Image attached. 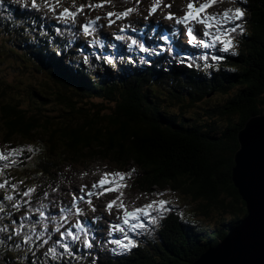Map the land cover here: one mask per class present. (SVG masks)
Here are the masks:
<instances>
[{"label":"trees","instance_id":"trees-1","mask_svg":"<svg viewBox=\"0 0 264 264\" xmlns=\"http://www.w3.org/2000/svg\"><path fill=\"white\" fill-rule=\"evenodd\" d=\"M144 1L136 5L135 0H112L110 6L141 9ZM241 5L247 23L243 34L236 35L240 51L225 56L224 63L173 68L165 74L159 72L163 61L157 58L150 66L135 64V71L112 70L117 75L114 81L103 75L105 65L68 71L50 58L43 64L30 55L21 57L0 35V63H4L0 134L7 143L40 144L56 162L69 156L71 169L87 161L124 169L137 166L139 178L128 183L133 191L151 193L155 187L167 186L180 190L195 203L189 211L201 218L185 221L175 211L144 235L140 248L118 259L110 257L111 249L86 253L73 245L68 254L62 247L37 241L32 245L41 251V264H192L247 216L246 204L232 182V169L238 133L249 118L264 113V0H242ZM16 73L40 90L28 89L21 95V88L9 81ZM215 93L226 96L218 110L207 111L202 121L189 117L190 108ZM166 105L176 108L174 113H167ZM44 160L39 156L34 162ZM49 164L59 172L62 169L60 164ZM27 169L20 171L24 174ZM30 179L12 177L0 189L4 197H15L1 205L0 227L21 223L18 209L9 205L22 203ZM49 247L56 248L57 258L45 256ZM5 255L6 250H1L0 264H9Z\"/></svg>","mask_w":264,"mask_h":264},{"label":"snow or ice","instance_id":"snow-or-ice-1","mask_svg":"<svg viewBox=\"0 0 264 264\" xmlns=\"http://www.w3.org/2000/svg\"><path fill=\"white\" fill-rule=\"evenodd\" d=\"M4 0H0V5H2ZM14 2H21V0H14ZM127 2V0H125ZM246 2V0H245ZM62 0H43V3L41 4L38 2V0H31V7L33 9H40L41 7L47 9L50 12L55 13L56 9L61 6ZM105 3H112V0H102L100 3H87V4H81L79 7L76 6L75 0H73L72 7H63L62 11L56 16V18L60 21H62L65 24H75L76 23V17L78 14L83 13L85 7H88L90 10H94L96 8H103L105 6ZM140 0H135V4L139 5ZM217 3V0H207L205 3H200L199 6H197L196 0H189L187 4V11L184 14L183 17H176L173 13H168V15L165 17L166 19L169 20H175L177 24H183L186 27L187 35L189 38V44H192L194 46H199L203 45L206 49L207 48H215L217 44H221L222 48L217 49L218 51H224L227 52L230 49H234L236 47L235 43L233 42L232 33H236L238 30L241 34H243V25H238V26H233L231 28L225 27L226 23H231L234 24L235 21H242L244 17V10L241 7H236L235 9H228L222 14H215V15H209L207 14V9L214 4ZM162 4V0H153V3L148 9V14L149 16L154 15L158 9H160ZM27 6V5H26ZM166 7H171V4L165 5ZM75 9V10H72ZM133 13H138V7H129L126 8L124 11L121 12H115V11H109L107 13V18L109 20V25L112 23H115L116 20H122L128 18L130 15ZM113 17H115V20H113ZM101 19V17L97 16L94 20H89L87 23L83 24L81 26L83 33L86 36H93V39L95 40V32L97 31V24L98 21ZM147 19V17H146ZM192 22H198L201 24H204L206 27V30L203 33V36L209 37L211 43L210 44H205L202 39L198 40L197 36L194 35V28L189 26ZM121 32H124L125 29L121 28ZM177 33L174 32L173 36H175ZM115 39L118 41L121 40H126L124 36L121 35H116ZM159 39L169 45L168 48L164 47H159V49H152L151 52L153 54H159V52H170L173 55V58L180 61L184 62L185 59H190V58H185L179 55H176L174 52L173 44H172V37H169L167 35H161ZM132 45H135L136 47L139 48L141 52H149V49L145 47L144 44L138 43L137 40L133 39L131 41ZM235 54V53H234ZM204 60H207V56L201 57ZM213 59H219L217 56H213ZM88 58L85 57V62L87 63ZM107 63L112 64V60L108 59ZM189 67H192V64L188 65ZM25 149L23 148H15L12 149L10 153L7 155L3 152H0V160H8L9 156H12V164L16 163L15 160V155L17 153L24 152ZM28 152L34 151V149H27ZM133 172L135 171L134 169L132 170ZM132 175V172L128 173H123V172H104L103 177L96 183L92 185V189H99V191H88L84 195H81L77 197L75 194L73 195V203L75 204L77 199L80 201H85V197H91L95 195L97 198L99 196L103 195L106 192H120V196H123V192L121 189L127 187V179L130 178ZM8 182L5 180L3 183H0V189H3L6 187ZM107 186V187H106ZM13 192H15V186H12ZM82 193L84 192V187L81 188L80 190ZM35 192V188L29 187L22 193L23 196L25 197H30L33 193ZM44 195H47L45 193ZM157 196H160L162 194H156ZM15 197L13 196H5V197H0V200H8L12 201L14 200ZM86 203L89 205L92 204V200L88 199L86 200ZM168 201L164 199H156L153 200L151 203H148L142 207L134 208V209H129L123 202L122 199L118 200H112L111 202L108 203L107 209L109 212L113 209L114 206H118L120 210L123 211V224L126 225L127 227L131 228L133 231H136L137 229H141L144 227V224L141 222V218L143 217L144 219H147L149 223H154L155 220L153 219V213H159L160 218L163 217V213L166 211H169L170 209L168 208ZM12 207L15 209H19L21 207V204L19 203H13ZM40 207H46L44 205H41ZM40 207H37L35 209V212L38 213V216L41 221L49 219L48 216H46V213L44 211L40 210ZM93 211H95V207L92 208ZM4 208L0 206V212H3ZM65 209H61V212H65ZM28 212L31 213L32 209L29 208ZM76 213L80 214V209L79 207H76ZM67 216L64 217L65 220H67ZM28 220H32L33 216L29 215L27 217ZM13 223L15 221L13 220ZM45 231H47V225H43ZM113 229L118 230L120 233H122L127 240V243H125V240H116L114 243L119 246L121 249L128 250L130 251L132 247H135L136 244L135 242L128 236L127 232H125L124 227H121L119 224L113 225ZM27 229V231H26ZM79 230L83 232L84 226L81 223ZM59 231V229H57ZM37 232V224H25V223H20L16 225L15 228L12 229V231L9 232L8 226L5 225L4 227H0V233H5V240L8 241H15L13 240V236L17 238H22V242L25 245L28 244H35L37 241L42 240V235H36ZM68 235L72 238L73 241L78 240L79 238L71 231L68 232ZM35 236V239L33 237ZM61 239H63V236H61ZM42 242L44 244L48 243L47 239H43ZM84 243L87 245V247L91 248L92 243L89 241H84ZM4 244V240H0V245ZM16 248L20 247V244H15ZM64 249V252H68L71 254V249L68 245H60ZM31 250V249H29ZM35 253L33 252V255ZM49 254H52L53 258H57L59 254L56 252V248L54 247H49L45 253V256L47 257ZM34 264V262H33Z\"/></svg>","mask_w":264,"mask_h":264},{"label":"water","instance_id":"water-1","mask_svg":"<svg viewBox=\"0 0 264 264\" xmlns=\"http://www.w3.org/2000/svg\"><path fill=\"white\" fill-rule=\"evenodd\" d=\"M238 143L232 182L247 216L193 264H264V113L249 118Z\"/></svg>","mask_w":264,"mask_h":264},{"label":"rangeland","instance_id":"rangeland-1","mask_svg":"<svg viewBox=\"0 0 264 264\" xmlns=\"http://www.w3.org/2000/svg\"><path fill=\"white\" fill-rule=\"evenodd\" d=\"M176 1H178L179 3L181 1L183 3H185V2H188L189 0H176ZM196 1L198 3V0H196ZM170 13H175V8H172V11ZM28 64L34 66L31 63H28ZM1 65L4 66V63H0V66ZM114 80H116V79H113V81ZM9 81L10 82L14 81L16 83L14 87L19 86L21 88V95H23L24 92L27 91L28 89L40 90V88H38L37 85H35L36 88L28 86L29 79L25 75H22L20 73L13 74L10 77ZM234 93H235V90H232L230 92L229 96L233 97ZM225 99H226V96H223L222 94H219V93H215V94L209 95L200 104H196L192 108H190L189 111H188V115H189V117L194 118V119H196L198 121L205 120L206 117H207L206 112L207 111L212 112L214 110H218V107L223 104V101H225ZM77 122H79V121H77ZM224 125H225V123L222 121L220 126L224 127ZM49 162H50V160H49ZM94 163L95 164L90 167V165L88 166V161H87V162L83 163V165H87L86 167H81V168H78L77 170H78V172H80V171L85 170V169H96V167L98 166L99 170L107 171V170L104 169V167H103L104 164H101L102 163L101 161H96ZM104 171H101V172H104ZM108 171H112V169L109 168ZM69 172H71V171H69ZM69 174L70 173H68V175ZM78 175H80V174H78ZM101 176H102V174H98L97 178H100ZM91 177H92V174L88 175L87 179H90V181H91ZM84 186H86V188H89L90 187L89 182L86 181V183L84 185H82V186H68L66 188L67 192H66V194L63 197L64 200L67 201L68 203H71V197L74 194L76 195V193L79 192L80 188L84 187ZM155 189H156V192L158 194H162L163 193L162 197H163L164 200H169V201L173 202L179 208L181 213L184 214L186 219H195V220L201 219V218H199V216H195V215H193V213L189 212V208L191 206L195 205V203L193 202V200L190 197H187L184 194H182L180 192V190H174L173 188L168 187V186H167V188L165 190H162L160 187H155ZM137 191H139V190H136V192ZM122 192H123L124 195H126L124 189L122 190ZM107 197H110V198H108L105 201L103 208L101 210H99V212H98V213H101V218H104V219H106V218H108L110 216L109 212H105L104 211V207H105L106 203L109 200H112V199L115 198V197H113L111 195H109ZM130 199L132 200V202L141 200L138 195H136V197H132ZM137 203L138 202H136V204ZM117 209L119 210V208H117ZM98 213H96V214H98ZM93 217H95V216H93Z\"/></svg>","mask_w":264,"mask_h":264},{"label":"bare ground","instance_id":"bare-ground-1","mask_svg":"<svg viewBox=\"0 0 264 264\" xmlns=\"http://www.w3.org/2000/svg\"><path fill=\"white\" fill-rule=\"evenodd\" d=\"M79 68H83V67L79 66ZM103 75L106 76V77H108L110 80H113V79H116L117 80V75L114 72H112L110 69H108V68H106L103 71ZM118 168H120V167H118ZM135 181H136V178H132L130 180L131 184H134Z\"/></svg>","mask_w":264,"mask_h":264}]
</instances>
